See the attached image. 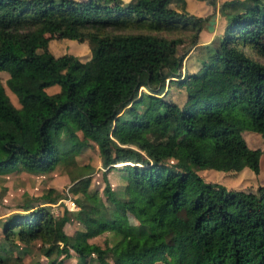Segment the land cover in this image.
I'll return each mask as SVG.
<instances>
[{"label": "trees", "instance_id": "16d2710c", "mask_svg": "<svg viewBox=\"0 0 264 264\" xmlns=\"http://www.w3.org/2000/svg\"><path fill=\"white\" fill-rule=\"evenodd\" d=\"M218 1L225 24L213 56L236 81L204 99L189 91L179 104L165 80L182 74L183 32L191 30L189 46L209 18L186 0H0V70L19 101L0 79V176L61 162L71 177L66 190L27 195L0 216V264H25L32 245L28 264H264V185L227 187L197 171L221 167L226 152L248 153L259 168L260 148L241 130L264 127V0L251 9ZM54 35L87 40L90 56L54 54ZM204 64L178 80L201 82ZM52 83L59 89L48 92ZM60 127L66 134L54 137ZM88 138L104 167L101 189L91 185L93 166L77 165ZM110 170L121 177L115 185ZM60 198L76 207L56 214ZM102 232L103 246L89 241Z\"/></svg>", "mask_w": 264, "mask_h": 264}, {"label": "rangeland", "instance_id": "374dc122", "mask_svg": "<svg viewBox=\"0 0 264 264\" xmlns=\"http://www.w3.org/2000/svg\"><path fill=\"white\" fill-rule=\"evenodd\" d=\"M218 3V0H216L215 4L209 0H186V7L190 12L202 16L208 15L210 18L216 8L218 11ZM243 3L249 9L253 6L252 0H243ZM208 19L205 20L201 29L198 31L196 42L191 43L189 46L188 42L191 30L183 32L182 35L184 36L185 41L178 46L177 51V54L182 55L180 66L182 74L177 75L178 69H176V78H166L165 80L166 88H168L166 97L177 101L179 104L184 103L189 91H197L198 96L204 99L212 94H218L221 85H233L234 81H236L235 78L234 80L228 72L221 68L219 60L213 56V52L222 37V31L218 32L220 30L219 28L216 32V27L209 29L206 26ZM209 33L211 37L205 40L209 36ZM11 45L16 49H19L16 42L11 41ZM48 47L54 54L68 52L70 55L78 56L81 59L88 58L91 53L87 40L80 41L76 38L64 36L57 37L54 35L49 39ZM204 63H207L206 65L209 67V73L201 82L192 75L188 76L189 80L187 79L186 82H180L178 80V78L183 76L184 73L192 74L201 71L205 68ZM7 75L8 72L6 70H0V79L4 84L5 91L9 95L11 101L18 106L19 101L17 100L15 93L5 84V78ZM221 77H223L222 81L218 82ZM140 88L146 89L144 86H141ZM58 89V83H52L46 86L48 92H53ZM217 107L221 114L225 115L228 113L227 108ZM230 110L233 113L239 112L238 114L242 115V109L239 107L235 106ZM52 134L54 137L62 136L66 134V130L64 127H60L56 131L52 130ZM241 134L249 146L260 148L258 170L255 171L251 166L250 155L248 153L238 154L226 152L221 167H201L197 170L206 180H216L224 183L227 187L243 188L246 190H255L259 184L264 185V127L257 121H250V124L245 123V127L241 130ZM86 141L87 142H85L81 149L76 153L77 165L84 163L92 165L93 168L90 171L91 185L101 189L104 186V180L101 175L104 167L101 164L98 145L90 138ZM119 165L122 164L119 163ZM75 167L76 166L70 165L69 168L70 170H73ZM68 173L67 165L64 166L63 163L60 162L54 168L43 173H33L21 168L17 171L10 172L9 174L1 175L0 216H4L10 211H13L14 206L20 203L27 195L40 194L43 191H46L50 186L59 190H66L67 186L71 183V177ZM107 175L113 185L121 180L117 170H110L107 172ZM63 205H66L69 209L76 207L75 203L70 198H60L57 202L52 203L51 207L56 214H59ZM131 220H133L132 216ZM71 224L66 223L65 229L71 231L73 229V224L72 226ZM109 236V233L102 232L90 237L89 241L103 246ZM142 241V238H139L136 235H132L130 239V242H137L139 244L142 243ZM30 249L31 251L23 258L25 264H28L34 259L32 257H35L36 255V246L32 245ZM14 252L16 253V251ZM73 261L74 259L72 258L69 259V261L66 260V263L72 264Z\"/></svg>", "mask_w": 264, "mask_h": 264}, {"label": "crops", "instance_id": "0c3cea01", "mask_svg": "<svg viewBox=\"0 0 264 264\" xmlns=\"http://www.w3.org/2000/svg\"><path fill=\"white\" fill-rule=\"evenodd\" d=\"M213 13H216L215 14V22H214V26L213 27H216V32L217 30L220 28V30L218 32H221L222 29H223V25H224V21H225V17L223 15H221L218 11H217V8L216 10L213 12ZM211 37L210 33H209V36L205 39H209Z\"/></svg>", "mask_w": 264, "mask_h": 264}, {"label": "water", "instance_id": "95a60500", "mask_svg": "<svg viewBox=\"0 0 264 264\" xmlns=\"http://www.w3.org/2000/svg\"><path fill=\"white\" fill-rule=\"evenodd\" d=\"M215 14L216 13H213L210 18L208 19L207 23H206V26L209 28V29H212L213 28V23L215 22Z\"/></svg>", "mask_w": 264, "mask_h": 264}]
</instances>
